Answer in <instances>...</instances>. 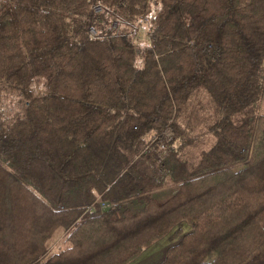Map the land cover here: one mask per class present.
Returning a JSON list of instances; mask_svg holds the SVG:
<instances>
[{
	"label": "trees",
	"instance_id": "trees-1",
	"mask_svg": "<svg viewBox=\"0 0 264 264\" xmlns=\"http://www.w3.org/2000/svg\"><path fill=\"white\" fill-rule=\"evenodd\" d=\"M263 101L264 0H0V264H264Z\"/></svg>",
	"mask_w": 264,
	"mask_h": 264
},
{
	"label": "rangeland",
	"instance_id": "rangeland-1",
	"mask_svg": "<svg viewBox=\"0 0 264 264\" xmlns=\"http://www.w3.org/2000/svg\"><path fill=\"white\" fill-rule=\"evenodd\" d=\"M136 27L139 31V34L137 35L136 38H134L135 43L140 45V46L148 45L149 37H148L147 26L146 25H143V26L137 25ZM93 33L96 35V32H93ZM259 111L260 112L264 111V101L260 105ZM205 112L209 117L213 113L210 109L208 111H205ZM199 127H200L202 132L197 130L195 132V134L193 133V135L197 138V140L195 141L196 143H194L189 149H187L185 151V157L188 158L191 162L197 160L201 151L210 148L215 141V138L209 132V129H207L206 123L200 121ZM174 190H175V187L168 186L165 189L156 192L155 197L158 199L168 198L171 194H173ZM191 230H192L191 227L186 222H180L171 231L170 234H168L166 237L156 241L153 245V248H151V250H149V251H151V252L154 251V247H162V248H164L166 246L171 247L172 245L176 244L184 234L190 233ZM178 232H180V233L177 234V236H180V237L176 240H173V238H172L173 234H176ZM62 236H63V231L60 230V231H57L56 235H54L52 237V240L53 239L54 240L52 241L53 244L50 246L51 251L58 249L59 246L64 244L65 239L61 238ZM142 255H143L142 258H147L149 256L148 250L145 249L142 252ZM164 256H165L164 253L162 255H159V257L155 260V262H156L155 264L160 262L164 258Z\"/></svg>",
	"mask_w": 264,
	"mask_h": 264
},
{
	"label": "crops",
	"instance_id": "crops-1",
	"mask_svg": "<svg viewBox=\"0 0 264 264\" xmlns=\"http://www.w3.org/2000/svg\"><path fill=\"white\" fill-rule=\"evenodd\" d=\"M153 245L151 247L147 248L148 254H149V256L147 258H142L143 255L141 254L137 259H135L134 261H132L129 264H155L156 263L155 260L159 257V255H162L164 253V255L166 256L167 250H168V248H170V246H166L164 248L154 247V251L151 252L149 250H151V248H153ZM165 256H164V258H165ZM160 262H158L157 264H159Z\"/></svg>",
	"mask_w": 264,
	"mask_h": 264
},
{
	"label": "built area",
	"instance_id": "built-area-1",
	"mask_svg": "<svg viewBox=\"0 0 264 264\" xmlns=\"http://www.w3.org/2000/svg\"><path fill=\"white\" fill-rule=\"evenodd\" d=\"M131 27H132L131 34L133 35L134 38H136L137 35L139 34V31H138V29H137V27L135 25H131ZM102 208L103 209H110L111 208V205L108 204V203H103L102 204ZM90 210H91V207H90Z\"/></svg>",
	"mask_w": 264,
	"mask_h": 264
}]
</instances>
